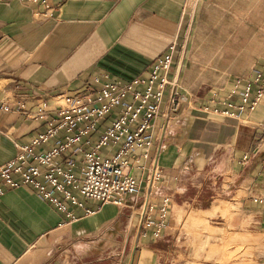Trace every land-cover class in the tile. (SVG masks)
Masks as SVG:
<instances>
[{"label":"crops","instance_id":"crops-1","mask_svg":"<svg viewBox=\"0 0 264 264\" xmlns=\"http://www.w3.org/2000/svg\"><path fill=\"white\" fill-rule=\"evenodd\" d=\"M205 1L51 0L49 13L28 0L0 3V167L16 157V145L28 146L43 134L45 122L61 119L65 97L85 85L95 91L131 83L172 44L170 78L182 97L177 111L165 97L152 128L124 158L140 185L120 206L83 201L61 177L82 207L58 194L60 211L27 186L0 182V264H166L174 255L169 244L175 211L210 212L219 203L233 205L240 225L264 228V93L258 96L254 82L264 61L245 77L204 88L203 72L192 71L197 66L189 52L205 45L188 44L186 35ZM103 124L54 160L73 183L80 181L84 155L103 134ZM76 133L77 127L63 129L33 146L28 164ZM118 147L99 153L112 157ZM38 168L41 178L50 172ZM162 208L168 226L154 239ZM86 210L93 213L86 216Z\"/></svg>","mask_w":264,"mask_h":264},{"label":"built area","instance_id":"built-area-1","mask_svg":"<svg viewBox=\"0 0 264 264\" xmlns=\"http://www.w3.org/2000/svg\"><path fill=\"white\" fill-rule=\"evenodd\" d=\"M5 1L0 0V3ZM28 1L40 4L47 13L51 10V0ZM175 47V44H172L156 60L146 75L137 77L131 83L106 84L95 91L85 85L73 96L65 97L58 109L61 119L45 122V132L28 146L16 145L18 150L16 157L0 167V182L10 188L27 186L42 195L60 211H63L64 207L57 198L58 194L63 195L72 204H78L70 192L64 189V183L75 188L80 199L92 202L98 207L107 204L120 206L124 203L126 196L136 195L140 184L138 179L129 174L124 158L135 145H140L141 134L152 128V122L160 116V108L165 97L171 111H177L179 108L182 101L178 92L179 86L176 80L170 78ZM254 82L259 83L258 96L260 97L264 93V68L254 77ZM250 87L251 82L243 94V104L248 101ZM108 116H113V119L107 122ZM38 117L43 118L41 114ZM104 122L106 126L103 134L84 155L85 165L80 181L73 183L70 174L57 168L54 160L70 144L76 143L80 136L94 132ZM76 127L77 133L74 137H66L63 144L45 154L35 156V164H28L26 157L31 153L33 146L57 136L63 129L71 131ZM117 145L119 147L115 150L114 156L100 155L101 148ZM144 157L146 158L147 155L145 154ZM39 165L50 168L49 174L46 173L43 178H41ZM59 177L64 183L60 182ZM82 204L80 202L78 206L82 207ZM92 213L91 210L85 211L86 216ZM167 223L165 208H162L159 221L155 225L156 229L152 232L154 239H160L164 235ZM151 226L150 218H148L146 227Z\"/></svg>","mask_w":264,"mask_h":264},{"label":"rangeland","instance_id":"rangeland-1","mask_svg":"<svg viewBox=\"0 0 264 264\" xmlns=\"http://www.w3.org/2000/svg\"><path fill=\"white\" fill-rule=\"evenodd\" d=\"M189 26L187 43L205 45L189 52L204 88L245 77L264 61V0L205 1ZM239 214L228 203L210 212L176 210L169 244L174 255L166 264H264V228L240 225Z\"/></svg>","mask_w":264,"mask_h":264}]
</instances>
